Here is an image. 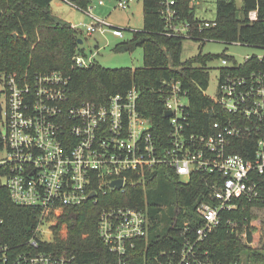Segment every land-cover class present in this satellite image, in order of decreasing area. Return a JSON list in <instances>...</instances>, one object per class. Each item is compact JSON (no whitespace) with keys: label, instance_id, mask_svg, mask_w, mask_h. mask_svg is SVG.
<instances>
[{"label":"built area","instance_id":"2783aa9c","mask_svg":"<svg viewBox=\"0 0 264 264\" xmlns=\"http://www.w3.org/2000/svg\"><path fill=\"white\" fill-rule=\"evenodd\" d=\"M63 1L88 11V7ZM134 1L118 0L117 7L128 10ZM179 1L160 0L166 34L198 39L197 31L218 24L217 16H197L195 23L182 20ZM200 1L192 0L191 5ZM95 19L87 27L89 33L103 31L107 24L104 19ZM248 19L258 20L259 9L250 10ZM114 34L124 37L119 27ZM230 43L264 51V44ZM94 57L95 54L86 58L77 51L74 62L89 67L95 63ZM221 58L218 93L212 97L220 108L218 118L212 133L194 137L197 150L187 157L179 156L175 150L163 151L149 118L139 110L136 86L124 94L112 95L107 102L87 99L75 104L70 100L71 78L60 71L24 76L0 74L6 92L1 101L0 183L8 188L15 203L42 212L35 236L29 241L33 249L19 252L0 243V264H71L74 256L39 249L43 243L53 241L58 218L88 201L98 202L111 191L125 193L145 183L148 172L163 162H170L184 180L194 169L221 177L211 185L212 201L197 208L202 225L192 230L189 222L185 223L183 247L178 259L169 262L200 264L198 243L218 228L222 212L237 208L241 200L260 199L264 190V53L246 55L242 61L229 55ZM186 95L179 81L171 85L167 94L165 104L172 111L175 126L178 118L184 117L188 102L183 104L182 98ZM246 139L252 144L246 151L248 157L232 151L236 141L243 144ZM187 144L176 142L177 148ZM116 180L123 181L121 188L111 185ZM51 213L56 220L46 222L45 215ZM151 223L147 205L106 206L98 217V231L102 241L118 255L119 264H134L138 241L148 238ZM228 223L236 226L232 220Z\"/></svg>","mask_w":264,"mask_h":264},{"label":"trees","instance_id":"16d2710c","mask_svg":"<svg viewBox=\"0 0 264 264\" xmlns=\"http://www.w3.org/2000/svg\"><path fill=\"white\" fill-rule=\"evenodd\" d=\"M86 8L90 0H68ZM192 0H180L182 20L198 21ZM53 0H0V74L10 75L50 73L60 71L70 76V100L107 102L112 95L126 93L136 86L139 91V110L152 124V132L163 151L175 150L179 156L194 153L198 144L194 137L212 133L220 109L207 95L210 72L208 64L226 54L202 53L182 60V46L186 38L166 34V22L160 14V0H144V26L134 30L130 40L119 42V51L144 50L141 67L110 68L94 63L89 67L74 62L81 51L82 30L54 14ZM259 9V19L249 21L248 12ZM218 24L197 31L198 39L220 40L226 43L242 41L249 45L264 44V0H217ZM17 34V36H15ZM198 64V65H195ZM256 66V65H255ZM179 81L187 92L178 126L166 116V98L173 83ZM226 116V115H225ZM176 142L195 145L177 148ZM251 141H236L232 151L248 157ZM187 148V149H186ZM247 151V152H246ZM246 157V158H247ZM219 175L194 169L187 180L177 173L170 162L156 164L149 171L145 183L127 192L111 191L98 202L88 201L58 218L54 239L39 249L56 250L74 256L71 264H119L118 255L102 241L98 231V217L106 206H148L151 227L148 238L138 241L134 264H169L178 259L185 235L182 230L189 222L192 230L202 225L197 213L203 202L212 201V184ZM264 207V190L260 199L238 202L232 211L222 212V222L208 237L198 243L200 264H264V246L254 249V227L250 226L252 208ZM167 210V212H166ZM41 209L15 203L8 188L0 183V243L14 251L33 249L29 243L35 236ZM77 215H74V214ZM232 220L236 223H228ZM65 223V233L62 234ZM245 237L242 236L243 228ZM240 228V231L237 230Z\"/></svg>","mask_w":264,"mask_h":264},{"label":"rangeland","instance_id":"374dc122","mask_svg":"<svg viewBox=\"0 0 264 264\" xmlns=\"http://www.w3.org/2000/svg\"><path fill=\"white\" fill-rule=\"evenodd\" d=\"M100 1L101 0H90L87 6L88 11L82 10L63 0H53L50 8L54 14L70 22L72 27L76 26L82 30V38L84 39L83 44H81L82 56L90 58L95 54V63L110 68L131 67L135 69L143 66L144 50L142 47L139 46L134 51H119L116 49V46L119 42L130 40L134 30L143 28L144 0H135L128 10H122L117 7L118 0H102L103 4H100ZM195 7L196 15L200 18L213 19L217 15V0H201ZM95 18L104 19L107 21V24L103 31L89 33L87 27L95 22ZM116 27L123 29L124 37H118L114 34ZM200 52L226 54L234 56L239 61L244 60L246 55H260L264 53V51L256 47L242 46L223 41H206L202 44V42L193 39L184 40L181 54L183 61L197 56ZM221 65L222 58L215 59L208 64L210 77L209 87L206 89V93L211 97L217 96L218 93L219 70ZM5 95L4 86L0 80V101L4 102ZM187 102V97L182 98L183 104ZM189 147L190 144H187V148ZM185 156L187 157L189 155L185 154ZM185 180L187 179L185 178ZM252 213L253 217L250 226L255 229L252 231L253 241L250 243V246L254 249H262L264 246V207L255 206L252 208ZM44 220L46 222H54L56 220V215L52 213L46 214ZM242 228L244 229L242 236L245 237L246 226ZM54 231L53 229V232ZM239 231L240 228L237 232ZM61 233L64 234L65 232L61 230ZM53 235H55V232Z\"/></svg>","mask_w":264,"mask_h":264},{"label":"water","instance_id":"95a60500","mask_svg":"<svg viewBox=\"0 0 264 264\" xmlns=\"http://www.w3.org/2000/svg\"><path fill=\"white\" fill-rule=\"evenodd\" d=\"M15 36H17V34H15ZM84 39L80 38L79 39V44H83ZM166 116H172V111L171 110H167L166 111ZM2 117V104L0 101V118ZM112 186H116L117 188H121L123 186V181L122 180H116L114 182H112L111 184ZM95 196V194H92V197ZM74 215H77L76 213Z\"/></svg>","mask_w":264,"mask_h":264}]
</instances>
